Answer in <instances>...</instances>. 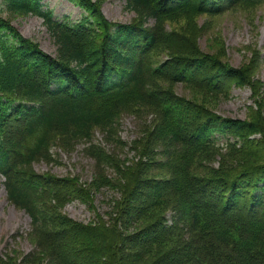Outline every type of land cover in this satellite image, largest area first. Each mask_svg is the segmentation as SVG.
Returning <instances> with one entry per match:
<instances>
[{"label": "trees", "instance_id": "trees-1", "mask_svg": "<svg viewBox=\"0 0 264 264\" xmlns=\"http://www.w3.org/2000/svg\"><path fill=\"white\" fill-rule=\"evenodd\" d=\"M70 1L84 10L71 24L53 18L41 0H3L7 12L43 18L57 57L24 37L0 9V175L8 199L30 216L39 249L21 261L0 255V264H41L40 252L46 264H264L260 100L248 106L249 118L233 119L160 85L183 82L210 100L225 96L231 83L257 95L247 67L187 53L193 37L162 22L264 0H125L138 19L131 23L105 19L97 0ZM151 17L155 23L147 26ZM164 51L173 57L160 59ZM130 112L141 122L129 145L132 164L91 143L98 129L123 146L117 127ZM81 141L95 160L92 180L30 171L40 156L51 158L53 146ZM94 186L119 194L109 219L93 206ZM73 199L92 209V223L63 212Z\"/></svg>", "mask_w": 264, "mask_h": 264}, {"label": "rangeland", "instance_id": "rangeland-1", "mask_svg": "<svg viewBox=\"0 0 264 264\" xmlns=\"http://www.w3.org/2000/svg\"><path fill=\"white\" fill-rule=\"evenodd\" d=\"M100 3V11L105 19L117 23L137 22V17L133 11L125 6V0H97ZM188 2V0H183ZM42 9L49 10L53 18L74 23L83 15L84 10L70 0H41ZM2 16L10 20L12 25L27 38L34 40L38 46L53 57H57L58 44L48 31L43 18L37 15H17L5 11L3 0H0ZM163 21L162 24L176 33L191 35L194 44L189 48V54H209L227 61L233 67H247V74L255 82L257 95H253L248 85L236 86L229 84L225 96L218 95L212 100L208 99L201 91L183 82L160 81V85L169 86V90L175 95L195 101L204 102L208 109L217 115L233 119L249 118V107H255V100H260L257 109H264V2L262 3H237L230 7L222 8L215 14L202 13L196 15L190 21L186 16ZM155 23L154 18L147 20V26ZM191 31V32H190ZM177 46L173 49L177 54ZM183 49V48H181ZM184 50V49H183ZM187 51V50H184ZM175 54V56L177 55ZM173 51L160 53L163 57H173ZM174 56V60H175ZM179 56H181L179 54ZM170 74L171 71L169 72ZM155 79V78H153ZM256 109V110H257ZM260 111L259 115L260 116ZM261 125L264 127V121ZM141 122L133 113H123L119 120L117 133L124 145L119 146L104 139L105 134L98 129L94 130L92 142L96 145L107 146V148L118 154L121 159H130L131 164L136 159L129 149L130 142L137 139L141 134ZM254 136V135H252ZM224 138L217 139L222 144ZM85 141H81L76 146L67 148L53 146L50 149L51 158L40 156L31 165L30 171L35 173H45L62 177L72 178L76 176L81 182H88L95 177V160L87 155ZM129 163V162H128ZM114 178L113 172H106ZM158 173V171L154 172ZM149 175H153L151 170ZM159 175V174H158ZM157 176V175H156ZM5 178L0 175V255L6 258L7 255L21 261L23 256L29 251L39 250L34 237L31 235L30 216L22 208L15 206L7 197L4 187ZM92 203L98 213L104 219H109L108 211L118 197V192L110 186L92 187ZM67 217L82 223H92L94 213L92 209L78 199H73L61 207ZM166 218L170 212L166 211ZM131 229V227H127ZM42 256L41 264L48 262L47 257ZM85 264V263H83Z\"/></svg>", "mask_w": 264, "mask_h": 264}]
</instances>
